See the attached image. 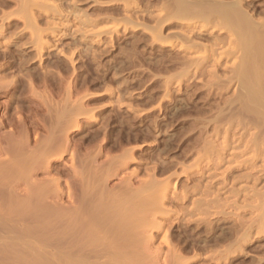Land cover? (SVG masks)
I'll return each instance as SVG.
<instances>
[{"label": "rangeland", "instance_id": "obj_1", "mask_svg": "<svg viewBox=\"0 0 264 264\" xmlns=\"http://www.w3.org/2000/svg\"><path fill=\"white\" fill-rule=\"evenodd\" d=\"M167 1L0 0L2 259L42 264L56 248L65 262L66 231L80 227L71 210L91 192L111 209L97 228L126 252L112 264H178V253L188 264H264V226L220 256L240 218L264 219V143L242 153L259 127L234 75L244 53L228 30L176 20ZM245 6L264 16V0ZM258 177L253 205L245 190Z\"/></svg>", "mask_w": 264, "mask_h": 264}, {"label": "bare ground", "instance_id": "obj_2", "mask_svg": "<svg viewBox=\"0 0 264 264\" xmlns=\"http://www.w3.org/2000/svg\"><path fill=\"white\" fill-rule=\"evenodd\" d=\"M171 1V0H170ZM245 1L246 0H172L171 2L167 1V5L168 9L170 7V5L173 7L172 10H174L172 16L177 17L179 20L181 19H187V20H195V19H201L203 24L199 25L201 22H199V24L194 25L195 29L198 30H212L213 28H217V30H228L232 36H234L235 38L233 39L234 44H231L232 47L235 46V49H238V51L242 50V52L244 53L241 62H239V64H235L236 66H234V75L236 77H238L240 80L244 81L246 84L244 93H243V97L246 98V103H248V105L250 107H254L256 110L255 112H250V113H254L253 116H249V122H251L252 124H255L256 126V131L253 133V135L250 136L249 139H246V145H245V149L242 151V153H247L249 151H253V149H256V147H259V143H264V16L262 18L260 17H256L255 14L249 9V7L247 8L245 6ZM166 5V4H165ZM165 8V7H164ZM162 9V8H161ZM160 9V10H161ZM164 10V9H163ZM170 10V9H169ZM167 10V11H169ZM3 17V16H2ZM7 17V16H6ZM6 17L4 16L2 19H6ZM163 18V16H161ZM167 19L168 17L170 18V14L168 16H166ZM172 17V18H174ZM33 19V18H32ZM166 19V20H167ZM8 20V19H7ZM163 20L165 19H161L160 22H163ZM175 20V18H174ZM199 21V20H198ZM4 22V21H3ZM7 22V21H6ZM179 22V21H178ZM188 22V21H187ZM193 22V21H192ZM190 23V22H189ZM177 24V23H176ZM161 25V24H160ZM184 25V24H183ZM188 25V24H187ZM191 25V24H190ZM193 25V24H192ZM173 26V25H172ZM188 27V26H187ZM193 27V26H192ZM4 23L1 24L0 26V35L3 34L4 32ZM171 28V27H170ZM162 29V28H161ZM214 30V29H213ZM158 31V30H157ZM156 31V32H157ZM193 31V30H191ZM158 33V32H157ZM156 33V35H157ZM186 34L182 35L186 37V35L188 36L189 34H187L188 32H185ZM191 33V32H190ZM209 33V32H208ZM211 33V32H210ZM191 35V34H190ZM189 35V37H190ZM216 36V40L219 42H215L216 44H220L223 40L221 38L220 35H215ZM214 36V37H215ZM201 37V36H200ZM184 38V37H183ZM224 38V37H223ZM195 39V38H194ZM215 39V38H214ZM170 40V39H169ZM187 40H191V38L187 39ZM222 40V41H221ZM226 40V39H225ZM198 41V40H197ZM187 42V41H186ZM191 43V42H190ZM193 43V44H192ZM191 44L187 45L188 47L194 46L195 49H197V45L194 44V40ZM200 43V42H199ZM167 44V43H166ZM185 44V43H184ZM211 44V43H210ZM204 45V44H203ZM206 45V44H205ZM207 46V45H206ZM205 46V47H206ZM216 47V45H214ZM189 48L193 50V48ZM214 47V48H215ZM231 47V48H232ZM213 48V47H212ZM229 48V47H228ZM188 49V48H187ZM194 49V50H195ZM221 49V48H220ZM224 50V49H223ZM230 50V49H229ZM233 50V48H232ZM208 51V50H206ZM205 51V53H206ZM233 52H236L233 50ZM232 52V53H233ZM200 54V53H199ZM242 54V53H241ZM204 60V59H203ZM215 60V57H214ZM217 61V60H216ZM215 70V69H214ZM214 79V78H212ZM215 80V79H214ZM258 82V86L256 85V83ZM252 83H254L257 88H253ZM4 84V83H3ZM2 84V85H3ZM9 85V84H8ZM1 86V84H0ZM1 87H5L1 86ZM0 87V89H1ZM6 88V87H5ZM2 90V89H1ZM241 97V96H240ZM235 100V99H234ZM239 100V99H238ZM241 100V99H240ZM228 101V100H227ZM243 102V101H242ZM241 104V103H240ZM243 107V106H242ZM247 109V107H246ZM223 112V111H222ZM235 112V111H234ZM226 113V112H225ZM242 113V112H241ZM64 114V113H63ZM234 114V113H233ZM250 115V114H249ZM64 117V116H63ZM62 118V117H61ZM229 118V117H228ZM234 119V118H232ZM228 120V119H227ZM57 121V120H56ZM247 124L249 123L248 121H246ZM245 122V123H246ZM1 124V123H0ZM58 124V123H57ZM246 124V125H247ZM259 124V125H258ZM244 125V124H242ZM241 125V126H242ZM55 127V126H54ZM242 128V127H241ZM240 128V129H241ZM258 128V129H257ZM255 129V128H254ZM246 131V129H245ZM244 131V132H245ZM249 131V130H248ZM246 131V133L248 132ZM245 134H243L241 137V141L245 142ZM53 139V138H51ZM50 142V141H49ZM14 143V142H13ZM53 143V142H52ZM241 144V143H240ZM8 146V145H7ZM262 146V144L260 145ZM67 147V146H66ZM234 147V146H233ZM236 147V145H235ZM234 147V148H235ZM12 148V146H11ZM39 148V147H38ZM262 149V148H261ZM264 149V148H263ZM3 150V149H2ZM25 150V149H24ZM46 150V149H45ZM7 152V150H5ZM255 151V150H254ZM238 152V151H237ZM259 153V152H258ZM43 154V153H42ZM251 156V155H250ZM18 157V156H17ZM42 157V156H41ZM232 157V156H231ZM11 158V157H10ZM40 158V157H39ZM112 158V157H111ZM133 158V157H132ZM131 158V159H132ZM254 158V157H252ZM134 159V158H133ZM231 159V158H230ZM252 160V159H251ZM112 162V161H111ZM115 162H117L115 160ZM249 162V161H248ZM5 163V162H4ZM231 163V162H230ZM245 163V162H244ZM247 163V160H246ZM3 164V163H1ZM118 164V162H117ZM116 164V165H117ZM121 164V163H120ZM241 164V163H240ZM6 165V164H5ZM113 165V164H112ZM231 165V164H230ZM7 166V165H6ZM92 166V165H91ZM217 166V165H216ZM253 166V165H252ZM118 167V166H117ZM122 167V166H121ZM15 168V167H14ZM116 168V167H115ZM119 168V167H118ZM12 169V168H10ZM97 171V169L95 170V172ZM16 172V169H15ZM104 172V171H103ZM98 173V172H97ZM100 173V171H99ZM98 173V174H99ZM105 175V174H104ZM109 175V174H108ZM249 176H252L251 174L247 175V177L249 178ZM53 177V176H52ZM102 177V176H101ZM112 177V176H111ZM54 179H52L53 181L55 180V177H53ZM91 178V177H90ZM97 178V177H96ZM100 178V177H99ZM255 179V176L253 177ZM260 179V177H258L254 182V187H251V190H245L247 192H245V201H247L248 199L253 201V205L254 202H256V195L257 197H259V193L256 190V182L257 180ZM17 181V180H16ZM160 181V180H159ZM260 181V180H259ZM40 182V181H39ZM58 180L56 178V186L58 188ZM102 182V181H101ZM155 182V181H154ZM124 183V182H123ZM156 184H159L158 182ZM47 186V185H46ZM97 186V185H96ZM158 186V185H157ZM160 186V185H159ZM16 187V186H15ZM247 187V186H246ZM51 188V187H50ZM61 188V187H60ZM76 188V187H75ZM15 189V188H14ZM93 189V188H92ZM167 189V187H166ZM249 189V188H247ZM60 190V189H58ZM101 190V189H100ZM165 191V189H164ZM61 192V191H59ZM85 192V191H84ZM90 192V191H89ZM166 192V191H165ZM231 192V191H230ZM91 193V192H90ZM90 193H86L85 195L82 196L80 202L78 205H76L75 207L72 208V213L71 216L73 220H77V222H79L80 227L78 225V227H70L68 228V231H66L65 237V262L63 263H59V260H56L55 262V257L58 254V249L56 248H51L49 251H46V253L48 254L47 257H49V259H54V261H45L42 262V264H112L111 261L115 259V257L117 256H124V254L126 252H123L121 250L117 251L115 248V244L111 245L112 243V239L110 237V232L109 231H100L97 228V220L99 219V214L101 212H103L104 210L107 212L106 214L109 213V211L111 212V209H106L104 207H102V204L99 199V201H96L94 198V201H88V196L90 197ZM112 193V192H111ZM236 193V191L234 192V194ZM95 194V193H94ZM212 194V193H211ZM63 195V194H62ZM60 196V195H59ZM58 196V197H59ZM178 196V195H177ZM183 197H186V194L183 195ZM100 198V197H98ZM168 199V195L166 193H164L161 198H160V205L164 204V202ZM256 201H254V200ZM90 200V199H89ZM98 200V199H97ZM204 200V199H203ZM219 200V198H218ZM250 200V201H251ZM61 201V200H60ZM251 201V202H252ZM72 202V201H71ZM89 202V203H88ZM178 202V201H177ZM35 203V202H34ZM92 204L91 206L88 204ZM119 203V202H118ZM123 203V202H122ZM156 203V202H155ZM158 203V202H157ZM181 203V202H180ZM70 204V203H69ZM149 204V203H148ZM252 204V203H250ZM72 205V204H71ZM158 205V204H156ZM161 205V206H162ZM212 205V204H211ZM253 205L250 207L249 203H246L244 205V207H246V209L244 210L245 213H253L254 209L257 208L256 206L253 207ZM107 206V205H106ZM105 206V207H106ZM155 206V205H154ZM250 208H249V207ZM42 207V206H41ZM45 207V206H44ZM158 207V206H157ZM156 207V208H157ZM241 207V206H240ZM243 207V208H244ZM63 208V207H62ZM127 208V207H126ZM43 209V208H42ZM59 209V208H58ZM1 212V211H0ZM162 212V211H161ZM261 213V212H260ZM42 214V213H41ZM27 215V214H26ZM33 215V214H32ZM61 215V213H60ZM256 215V214H255ZM69 216V214H68ZM260 216V215H259ZM262 216L264 217V215L262 214ZM69 217V218H70ZM112 217V216H111ZM124 217V216H123ZM127 217V216H126ZM106 218V217H105ZM156 218V217H153ZM43 219V218H42ZM107 219V218H106ZM113 219V217L111 218ZM260 219H263L260 217ZM11 220V219H10ZM71 220V219H70ZM153 220V219H152ZM31 221V220H30ZM240 223L238 222V226L235 228V232H232L233 235L235 236L234 241L230 244V246L224 251L225 253H221L220 256H228L230 253L232 254L233 252L236 253L238 252V250H234L233 247L234 245L236 246V244L240 243V241H245V242H249L250 240V233L254 230V229H258L260 230L262 228V226H264V219L262 221L259 220V217L255 218L252 216V218H250V220L244 219V218H240ZM55 222V221H54ZM95 222V223H93ZM89 223L92 225H89ZM147 223V222H146ZM160 223V222H159ZM212 225V224H211ZM237 225V224H236ZM14 226V225H13ZM163 224L160 223V225H158V228H162ZM46 228V227H45ZM156 229V228H155ZM263 229V228H262ZM261 229V230H262ZM17 230V229H16ZM168 230V229H167ZM260 230V231H261ZM10 231V230H8ZM12 232V230H11ZM151 232V231H150ZM166 232V231H165ZM168 232V231H167ZM242 232V233H241ZM262 232V231H261ZM148 233V232H147ZM263 233V232H262ZM14 234V233H13ZM12 234V235H13ZM166 238H168V234L165 233ZM11 235V237H13ZM33 235V234H32ZM149 236V235H148ZM164 236V238H165ZM64 237V236H63ZM64 239V238H63ZM122 239V243L121 246H125V239L124 237L121 238ZM107 240V241H105ZM111 240V241H110ZM151 240V239H150ZM153 240V239H152ZM14 241V239H13ZM167 241H170V238L167 239ZM114 242V241H113ZM238 242V243H237ZM64 244V243H63ZM104 244V245H102ZM170 244V242L168 243ZM222 244V243H221ZM8 245V244H7ZM101 246V247H100ZM114 246V249L113 247ZM239 246V244H238ZM241 246V245H240ZM3 247V246H2ZM18 247V246H17ZM242 247V246H241ZM240 247V248H241ZM9 248V247H8ZM12 248V247H11ZM23 248V247H22ZM113 249V250H112ZM126 249V248H125ZM116 250V252L114 251ZM3 252V250H1ZM0 251V252H1ZM236 251V252H235ZM1 252V253H2ZM17 252V251H16ZM40 252V251H39ZM175 252V251H174ZM0 253V254H1ZM20 253V252H19ZM26 254V253H25ZM230 254V255H231ZM5 255V254H3ZM24 257V254H22ZM20 255V256H22ZM158 255V254H157ZM176 255V256H175ZM173 255V257L178 258L179 260H177L178 262L180 261V263L178 264H188V260L185 257H182V255L175 254ZM59 256V255H58ZM197 256L198 253H197ZM196 256V257H197ZM1 257H3L2 255H0V264H19L20 262H18V260L14 259V257H12L13 259L11 260H7L8 256L5 257V259H2ZM28 257V256H27ZM63 258V257H61ZM168 258V257H167ZM185 258V259H184ZM216 258V257H215ZM182 259V261H181ZM43 260V258H42ZM161 260V259H160ZM33 263H35L33 261V259L31 260ZM39 261V260H37ZM36 261V262H37ZM58 261V262H57ZM176 261V263H177ZM22 262V261H21ZM41 263V261H39ZM23 263V262H22ZM29 263V261H28ZM27 261L24 262V264H28ZM39 263V264H40ZM32 264V263H29ZM124 264V263H123Z\"/></svg>", "mask_w": 264, "mask_h": 264}]
</instances>
